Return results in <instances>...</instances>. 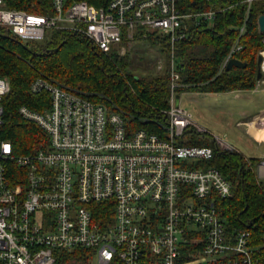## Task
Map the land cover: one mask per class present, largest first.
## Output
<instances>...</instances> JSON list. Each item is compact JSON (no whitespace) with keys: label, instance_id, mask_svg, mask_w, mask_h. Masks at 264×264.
<instances>
[{"label":"built area","instance_id":"obj_1","mask_svg":"<svg viewBox=\"0 0 264 264\" xmlns=\"http://www.w3.org/2000/svg\"><path fill=\"white\" fill-rule=\"evenodd\" d=\"M7 1L0 0V27L23 43L61 33L87 39L106 54L120 44L164 38L170 95L154 133L84 92L36 78L30 91L47 93L49 107L41 113L21 107L18 114L39 126L48 144L15 155L10 142L0 141V264H59L61 254L76 250L85 252L86 264H184L183 244L201 246L187 264H257L250 232L229 228L213 205L233 192L217 169L203 166L212 148L179 144L194 124L176 107L174 47L191 33L190 23L210 22L216 12H182L179 0H21L36 8L30 13L8 8ZM245 2L246 14L253 2L264 6V0ZM241 49L232 46L223 68ZM259 56L255 91L264 88V51ZM8 91L0 78V131ZM254 129L264 132V113ZM252 171L264 191V156Z\"/></svg>","mask_w":264,"mask_h":264},{"label":"trees","instance_id":"obj_2","mask_svg":"<svg viewBox=\"0 0 264 264\" xmlns=\"http://www.w3.org/2000/svg\"><path fill=\"white\" fill-rule=\"evenodd\" d=\"M7 7L30 13L37 11L21 0H8ZM178 7L186 13L214 11L216 14L212 21H200L197 27L190 23L193 30L174 47L179 73L177 96L184 92L225 94L253 90L257 82V54L264 48V33L257 27L264 6L253 2L247 14L245 0H179ZM141 42L157 45L160 53L168 55L164 38L149 37ZM235 43L242 49L233 57L246 66L226 71L223 62ZM127 66V57L116 54L107 57L78 36L53 33L42 42L23 43L0 27V78L9 84L1 102L0 141L10 142L15 155L47 148L45 132L18 114L21 107L36 113L49 107L47 93L30 91L31 83L41 75L84 92L95 103L122 112L134 127L158 132L157 122L169 107L168 74L155 73V66L154 73L137 76L126 70ZM184 137L187 139L180 140V145L212 148L213 156L203 166L217 169L231 183L233 192L230 199L215 198L213 205L222 212L229 228L250 232L256 262L264 264V191L257 185L252 168L242 155L221 151L212 139H199L187 130ZM200 248V245H181L179 263H191ZM83 255L85 252L76 250L61 254L57 261L59 264L72 259L78 261Z\"/></svg>","mask_w":264,"mask_h":264},{"label":"rangeland","instance_id":"obj_3","mask_svg":"<svg viewBox=\"0 0 264 264\" xmlns=\"http://www.w3.org/2000/svg\"><path fill=\"white\" fill-rule=\"evenodd\" d=\"M157 49L161 48L140 41L132 43L131 46L120 44L111 48L106 54H102L107 57L111 54L127 57L126 70L137 76L154 73L155 66V73L168 74L169 57ZM262 51L264 48L257 55L259 56ZM158 67L161 69L159 70ZM259 82L257 81L253 90L250 91H233L225 94L181 93L178 105L181 110L191 116L196 126H190L187 131H191L199 139L209 138L215 143L216 140L226 143L234 149L232 152L242 155L244 161L249 160L248 166L254 168L255 161L264 156V141H258L255 129L248 125L251 119L264 113V88L254 90ZM184 138L187 139V137ZM88 260L89 258L83 255L78 261L72 259L64 264H86ZM92 264H95V260ZM192 264H199V262L194 260Z\"/></svg>","mask_w":264,"mask_h":264},{"label":"water","instance_id":"obj_4","mask_svg":"<svg viewBox=\"0 0 264 264\" xmlns=\"http://www.w3.org/2000/svg\"><path fill=\"white\" fill-rule=\"evenodd\" d=\"M257 23H258L259 31L261 33H264V15H262V16H260L258 18ZM260 64H261V57L258 56L257 57V60H256V67H257V77H256V81H259L261 79V77H262L261 70H260ZM245 66H246V63L241 62V61H239L236 58H232L227 63V65L225 67V70L226 71H229L232 68H239L240 69V68H244ZM178 101H179V98L177 97L176 98V107L178 106Z\"/></svg>","mask_w":264,"mask_h":264},{"label":"crops","instance_id":"obj_5","mask_svg":"<svg viewBox=\"0 0 264 264\" xmlns=\"http://www.w3.org/2000/svg\"><path fill=\"white\" fill-rule=\"evenodd\" d=\"M259 118H260V116L254 118V119H251V120L248 122V125L251 126V127L254 129V125L257 124V123L259 122ZM255 131H256V130H255ZM260 134H261V132H260V133H259V132H256L257 140H258L259 138H264V132H263V135H262L261 137H258V135H260ZM263 140H264V139H263Z\"/></svg>","mask_w":264,"mask_h":264},{"label":"bare ground","instance_id":"obj_6","mask_svg":"<svg viewBox=\"0 0 264 264\" xmlns=\"http://www.w3.org/2000/svg\"><path fill=\"white\" fill-rule=\"evenodd\" d=\"M263 135V132H261V134L260 135H258V137H261Z\"/></svg>","mask_w":264,"mask_h":264}]
</instances>
